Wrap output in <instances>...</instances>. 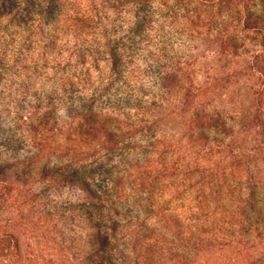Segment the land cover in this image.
Here are the masks:
<instances>
[{"label":"trees","instance_id":"16d2710c","mask_svg":"<svg viewBox=\"0 0 264 264\" xmlns=\"http://www.w3.org/2000/svg\"><path fill=\"white\" fill-rule=\"evenodd\" d=\"M15 1L0 11V31L13 36L0 50V264H193L220 238L256 248L264 183L228 184L219 170L194 165L191 149L176 158L185 144L158 112L187 113V142L214 141L241 163L247 152L233 146L228 116L196 104L198 70L188 68H202L201 58L177 43L198 50L213 35L221 53L238 55L240 28L264 47V0L84 9L69 0L39 22ZM123 11L133 18H112ZM33 221L51 222L58 257L35 255L22 232Z\"/></svg>","mask_w":264,"mask_h":264},{"label":"rangeland","instance_id":"374dc122","mask_svg":"<svg viewBox=\"0 0 264 264\" xmlns=\"http://www.w3.org/2000/svg\"><path fill=\"white\" fill-rule=\"evenodd\" d=\"M109 1L75 0V6L84 9L94 4L95 7H99L101 3L107 5ZM5 2L6 0H0V11L4 9L2 6ZM14 3L18 5L15 11L28 13L27 18L39 22L46 21L50 11L53 16H56L63 4L65 7L69 4V0H16ZM38 3L43 4L44 7L38 6ZM24 7L30 11H24ZM121 8L129 9L130 5L126 3ZM6 16L7 11L0 14V20L4 18L6 21ZM112 18L128 21L133 18V14L130 11L116 12ZM222 19L219 17L217 20L221 21ZM231 26L229 31L232 32L235 24ZM235 30L240 38V43L244 44L238 55L221 53L216 43L212 42L213 35L204 36L202 39L206 45L200 44L198 50L191 46L194 45V42L189 40L190 43L186 44L182 42L185 40H179L177 45H180L186 54H197L201 58L199 65L202 68H188L190 71L198 70L194 80L201 95L196 100V104L201 105L208 102L211 108L220 110L226 117L228 116L230 124L234 126L233 140L235 138L236 140L233 142V146L241 153L247 152L245 157L239 158L241 163L234 159L231 152L222 151L221 147H216L214 141L187 142L181 129L184 128V123L188 118L187 113H183L180 109L175 110L174 113H170V111L167 113L159 111L158 113L167 124L165 130L172 132L177 141L183 140L182 142L185 144L183 152L178 153L176 158L181 159L184 154H187V150L191 149L194 152H188L189 156H187L192 159L194 165L206 166L211 168V171L213 168L219 170L218 172L224 175L222 179H227L228 184L238 182L245 187L250 182L249 180L260 185L264 183V47L256 33L241 31L240 28ZM0 32V50H2L6 43L4 38L11 41L13 36L11 31L6 33L1 30ZM185 84H190V82L186 80ZM1 88L2 84L0 90ZM212 135L214 136V133ZM204 142L206 144L201 145ZM231 149L233 148L230 147ZM63 192L73 199L79 195L78 190L72 187L63 189ZM167 197L170 196L167 195ZM183 205L181 209L189 205V200L183 202ZM32 226L31 229L27 228L22 232L35 246L33 251L35 255L40 259L53 255L58 257V247L56 248L50 239L53 234L56 235L51 222L39 221L35 223L33 221ZM256 240L260 242L256 248H246L232 243L226 245L220 238L214 241L213 246L210 245L209 249L200 253L193 264H264V237H258ZM228 242L229 240L226 243ZM80 244L81 242H79ZM86 247L88 248V244Z\"/></svg>","mask_w":264,"mask_h":264}]
</instances>
